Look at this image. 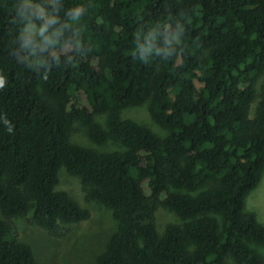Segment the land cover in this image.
<instances>
[{
  "label": "trees",
  "instance_id": "1",
  "mask_svg": "<svg viewBox=\"0 0 264 264\" xmlns=\"http://www.w3.org/2000/svg\"><path fill=\"white\" fill-rule=\"evenodd\" d=\"M143 104L164 137L123 117ZM61 168L116 220L93 264H264L245 210L264 173V0H0V264H47L13 218L56 238L90 218ZM160 206L181 219L162 233Z\"/></svg>",
  "mask_w": 264,
  "mask_h": 264
},
{
  "label": "rangeland",
  "instance_id": "2",
  "mask_svg": "<svg viewBox=\"0 0 264 264\" xmlns=\"http://www.w3.org/2000/svg\"><path fill=\"white\" fill-rule=\"evenodd\" d=\"M31 32H39L37 23L29 25ZM124 118L133 119L149 126L158 136L164 137L167 130L155 123L149 113L147 104L128 107L122 113ZM101 121L103 117L99 118ZM73 141L92 148L99 145L91 143L82 129H77L73 134ZM115 143H108L100 149H119ZM98 150V149H97ZM59 188L67 191L82 207L89 209V219L65 226L66 234L56 238L49 232L31 223L32 213L22 217L13 218L11 239H21L28 242L40 262L47 264H93L116 228V220L112 212L97 201H87L81 180L73 176L64 168L59 171ZM245 210L254 212L258 220L264 224V173L258 186L251 191L246 200ZM0 218L4 216L0 210ZM158 230L162 233L166 224L180 222L181 219L167 208L160 206L156 211ZM255 249L264 256V247L255 246ZM227 264H235L229 257Z\"/></svg>",
  "mask_w": 264,
  "mask_h": 264
}]
</instances>
